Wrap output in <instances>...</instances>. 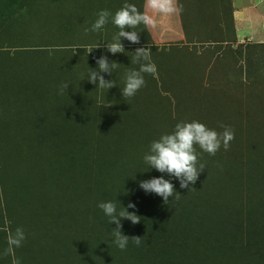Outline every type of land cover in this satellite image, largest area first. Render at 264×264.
<instances>
[{
  "label": "rangeland",
  "instance_id": "obj_1",
  "mask_svg": "<svg viewBox=\"0 0 264 264\" xmlns=\"http://www.w3.org/2000/svg\"><path fill=\"white\" fill-rule=\"evenodd\" d=\"M125 3L144 11L145 0H0V264H264V45L235 41L228 0H177L181 12L140 25V44L121 38L125 52L113 55L111 16L91 27ZM141 46L157 73L126 98ZM101 55L120 64L102 73L110 89L87 79ZM193 120L235 139L215 155L196 146L206 167L189 191L143 157ZM161 175L178 198L139 187ZM108 201L136 205L140 223H121L139 246L113 242L98 207ZM17 227L26 239L5 255L4 229Z\"/></svg>",
  "mask_w": 264,
  "mask_h": 264
},
{
  "label": "clouds",
  "instance_id": "obj_2",
  "mask_svg": "<svg viewBox=\"0 0 264 264\" xmlns=\"http://www.w3.org/2000/svg\"><path fill=\"white\" fill-rule=\"evenodd\" d=\"M183 10L182 5L177 4V0H145L144 11H140L135 4L125 3L113 15L107 9L101 10L97 14V19L91 27V31L101 30L112 18V23L120 29L114 37L113 42L106 43L107 52L115 55L124 53L125 48L121 42V38L126 39L132 44H140V35L136 29L140 25H144L145 29L157 27V17H166L177 14ZM126 29H131L127 31ZM102 45L97 44L94 48H100ZM93 48V49H94ZM92 49L89 50L91 52ZM133 62L140 65L139 70H130L125 75V87L122 89L123 97H133L137 91L145 85L144 75L157 73V67L151 60V47L141 46L134 51ZM97 69L90 68L88 73V81L92 84H98V88L110 89L114 87V82L105 80L102 73L111 75L113 69L119 67L116 61L109 62L107 55H101L96 59ZM69 83L64 82L60 86L61 94L68 89ZM224 131L217 132L208 128L205 124L193 120L191 122H178L173 131L162 134L158 140H154L149 151L144 155V162L151 168L162 174H167L179 181L181 189H189V185H194L201 173L205 171V164L198 161V153L196 146L201 150L215 155L223 146L224 150H228L230 142L235 139V132L230 127L221 125ZM139 187L146 193H154L163 198L165 202L172 197L174 193L179 194L175 190V185L165 179L164 175L143 180L139 183ZM98 207L109 217V223L115 224L112 229L113 242L120 250H126L129 240L139 246L143 237L125 235L122 231L123 225L121 221L127 219L132 224L140 223L141 217L135 211L129 212L128 208L135 209L136 205L129 202L127 208L122 206L118 211L116 203L112 201L101 202ZM8 232L5 255L14 252V248H19L26 239L24 229L17 227L15 232ZM13 264H21L19 259H14Z\"/></svg>",
  "mask_w": 264,
  "mask_h": 264
},
{
  "label": "crops",
  "instance_id": "obj_3",
  "mask_svg": "<svg viewBox=\"0 0 264 264\" xmlns=\"http://www.w3.org/2000/svg\"><path fill=\"white\" fill-rule=\"evenodd\" d=\"M236 42L264 44V0H228ZM239 24V25H238Z\"/></svg>",
  "mask_w": 264,
  "mask_h": 264
},
{
  "label": "trees",
  "instance_id": "obj_4",
  "mask_svg": "<svg viewBox=\"0 0 264 264\" xmlns=\"http://www.w3.org/2000/svg\"><path fill=\"white\" fill-rule=\"evenodd\" d=\"M264 45V44H263Z\"/></svg>",
  "mask_w": 264,
  "mask_h": 264
}]
</instances>
